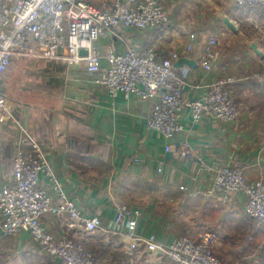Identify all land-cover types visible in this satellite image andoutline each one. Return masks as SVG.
I'll list each match as a JSON object with an SVG mask.
<instances>
[{"label": "crops", "instance_id": "0c3cea01", "mask_svg": "<svg viewBox=\"0 0 264 264\" xmlns=\"http://www.w3.org/2000/svg\"><path fill=\"white\" fill-rule=\"evenodd\" d=\"M84 1L97 9L111 3ZM159 1L169 15L166 25L149 31L122 27L94 45L99 52L153 49L159 59L172 51L193 59L194 67L175 68L184 79L182 94L187 98L200 96L215 78L231 77L237 118L222 122L207 115L192 122L183 109L180 120L185 132L165 140L147 126L150 101L122 93L112 98L83 65L12 60L0 83L17 110L12 118L0 120V187L11 183L13 157L21 146H28V134L50 162L67 198L82 216H98L101 228L87 232L66 215H45L42 223L55 237L66 235L90 248L96 264H171L142 247L132 262L128 260L113 229L117 203L138 211L133 230L137 235H153L166 244L179 236L196 240L198 232L211 230L220 243L214 252L224 264H264V235L246 216L242 195L232 193L223 200L221 193H208L215 169L224 165L238 167L246 180L264 184V101L255 99L256 93H264V77L253 73L261 66L253 55L263 54L258 55L251 44L261 53L263 46L257 41L241 45L242 61L235 51L223 48L228 38L237 39V25L260 26L264 31V11L234 0ZM223 17L233 22L235 30ZM211 36L215 42L208 50L217 57L206 71L201 63ZM190 41L192 50L186 51ZM184 139L189 148L180 144ZM39 185L56 199L44 175ZM0 264L59 263L42 252L26 231H19L6 238L0 235Z\"/></svg>", "mask_w": 264, "mask_h": 264}, {"label": "built area", "instance_id": "2783aa9c", "mask_svg": "<svg viewBox=\"0 0 264 264\" xmlns=\"http://www.w3.org/2000/svg\"><path fill=\"white\" fill-rule=\"evenodd\" d=\"M234 1L264 11V0ZM168 22V12L159 0H111L110 5L102 9L84 0H0V83L12 60H54L68 66L83 65L92 81L104 87L112 98L122 93L126 98L134 95L150 101L147 126L165 140L185 132L180 120L183 109L188 110L192 122L207 115L222 122L235 120L238 111L229 89L233 82L231 77L215 78L200 96L187 98L182 94L184 79L173 65L179 57L176 51L159 59L153 49L115 52L107 48L99 52L94 45L101 37L122 27L149 31ZM214 42L213 36L206 42L207 58L201 63L206 71L217 57L208 50ZM192 47L191 41L185 44L186 51ZM80 50L85 54L81 55ZM15 110V102L5 96L0 87V120L12 118ZM26 139L28 146H21L13 157L11 183L0 187L1 237L26 231L42 252L59 264H96L91 249L66 235L55 237L42 223L45 215H66L72 224L83 226L87 232L101 228L98 216H82L74 201L67 198L37 141L28 134ZM180 144L189 148L186 139ZM165 150H169L168 145ZM157 171L160 172V168ZM41 175L47 178L55 200L39 185ZM216 192L223 194V200L229 194H241L246 216L264 235V184L261 181L246 180L240 168L224 165L215 169L208 190V193ZM137 214V210L125 203L115 206L113 229L129 261L134 260L142 247L171 264H224L214 252L220 243L213 231L198 232L196 240L179 236L164 244L153 235L133 232Z\"/></svg>", "mask_w": 264, "mask_h": 264}, {"label": "rangeland", "instance_id": "374dc122", "mask_svg": "<svg viewBox=\"0 0 264 264\" xmlns=\"http://www.w3.org/2000/svg\"><path fill=\"white\" fill-rule=\"evenodd\" d=\"M236 36L237 39H230L228 38L227 40L224 41L223 44V48L228 49L229 50H233L235 51V54L237 56V60H239L242 56L239 53V48L241 45L247 46L249 41H257L261 44V46H263L262 48H260L262 50V58H260L259 56L253 55V60L255 62H260L261 66L256 69V71H254L253 73L257 74L258 77H264V31L263 28H260V26L254 27V26H249L246 24H240L237 25V32H236ZM240 61H242L240 59ZM256 76L252 77V80H257ZM259 98V100H262L261 102L264 101V93H256L255 94V99L257 100ZM90 249V248H89ZM93 252V251H92ZM94 253V252H93Z\"/></svg>", "mask_w": 264, "mask_h": 264}, {"label": "water", "instance_id": "95a60500", "mask_svg": "<svg viewBox=\"0 0 264 264\" xmlns=\"http://www.w3.org/2000/svg\"><path fill=\"white\" fill-rule=\"evenodd\" d=\"M223 22L232 30H235V25L233 24V22H231L227 17H223L222 18ZM251 48L260 56H262V53L257 49L255 43L251 44ZM80 54L84 55L85 51L84 50H80ZM175 68L181 67L183 65H187L189 67H194L196 64L194 62L193 59H190L188 57H178L177 59H175L174 63H173ZM18 109V108H17ZM17 110H15L16 112ZM166 156H169V154L167 153Z\"/></svg>", "mask_w": 264, "mask_h": 264}, {"label": "trees", "instance_id": "16d2710c", "mask_svg": "<svg viewBox=\"0 0 264 264\" xmlns=\"http://www.w3.org/2000/svg\"><path fill=\"white\" fill-rule=\"evenodd\" d=\"M95 260H96V258H95Z\"/></svg>", "mask_w": 264, "mask_h": 264}]
</instances>
